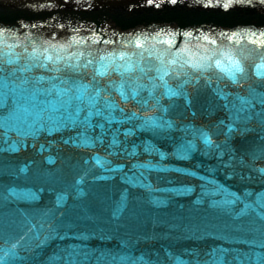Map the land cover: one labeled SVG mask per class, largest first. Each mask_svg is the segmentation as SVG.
Instances as JSON below:
<instances>
[{
    "label": "water",
    "instance_id": "water-1",
    "mask_svg": "<svg viewBox=\"0 0 264 264\" xmlns=\"http://www.w3.org/2000/svg\"><path fill=\"white\" fill-rule=\"evenodd\" d=\"M0 73V264L264 257V0H0Z\"/></svg>",
    "mask_w": 264,
    "mask_h": 264
},
{
    "label": "snow or ice",
    "instance_id": "snow-or-ice-1",
    "mask_svg": "<svg viewBox=\"0 0 264 264\" xmlns=\"http://www.w3.org/2000/svg\"><path fill=\"white\" fill-rule=\"evenodd\" d=\"M0 83H2V73H0ZM264 115V114H261ZM261 142V147H264V135L258 137ZM5 142L3 133L0 132V143ZM127 211V205L124 200L121 201V206L114 212V217L117 219L122 218L123 213ZM258 219L264 224V212H261L258 216ZM43 227V225H40ZM216 250L206 254L207 258L203 260H197L196 264H227L223 257H217L215 254ZM172 264H183L182 260H179L176 257H172ZM49 264H128L124 258H118L112 256L111 258L107 257L103 251H100L98 254L92 252L86 248L76 247V246H67L61 250L55 252L49 258ZM136 264H141L140 261H137ZM238 264H246L245 261H239ZM250 264V262H249ZM255 264H264V257L258 259Z\"/></svg>",
    "mask_w": 264,
    "mask_h": 264
}]
</instances>
